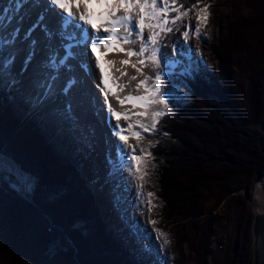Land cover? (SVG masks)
Segmentation results:
<instances>
[{
    "label": "trees",
    "instance_id": "16d2710c",
    "mask_svg": "<svg viewBox=\"0 0 264 264\" xmlns=\"http://www.w3.org/2000/svg\"><path fill=\"white\" fill-rule=\"evenodd\" d=\"M183 2L189 9L196 4V0ZM210 4L211 0H200L191 12L210 6L209 22L220 32L218 37L212 34L205 46L218 67H200L193 61L188 69L172 74L185 83L189 94L182 102L172 94L166 99L171 111L159 118L154 135L148 136L151 156L143 157L147 163L141 165L148 174L143 181L138 179L155 192L160 218L178 223L176 232L169 230V252L155 250L144 238V245L136 239L138 245L133 248L129 240L135 239V232H124L109 220L97 198L95 181L76 162L72 147L89 151V142L70 136L68 129L57 133L53 119L36 114L32 99L22 97L19 88L9 82L0 84V150L36 178L37 186L46 193L43 200L29 195L36 204L33 207L2 186L5 192L0 198L6 197L12 207L1 215L0 238L6 229L12 230L11 245L25 257L30 255L33 264H180L181 244L193 241L184 236L185 224H204L224 204L233 219L235 238L227 249L216 244L217 250L209 255L215 234L207 236L202 231L203 262L217 258L215 264L252 263L253 211L249 205L255 183L264 178V0H227L230 13L224 18ZM242 66L241 80L235 71ZM209 189L215 193L212 208L208 210L202 202L195 205ZM64 190L76 195V212H53L54 202ZM28 211L50 221H45L38 234L40 242L34 240V228L30 235L24 231L23 212ZM218 251L222 259L214 256ZM67 253H75V261Z\"/></svg>",
    "mask_w": 264,
    "mask_h": 264
},
{
    "label": "rangeland",
    "instance_id": "374dc122",
    "mask_svg": "<svg viewBox=\"0 0 264 264\" xmlns=\"http://www.w3.org/2000/svg\"><path fill=\"white\" fill-rule=\"evenodd\" d=\"M226 3L227 0H211L210 5L224 18L225 16L228 17L230 13V9L225 7ZM204 8L205 7H199L195 11L191 12L190 15L179 24V27L177 28L178 30L169 33L163 40V44L165 46L162 48V51L167 53L166 62L162 65V74L164 77L163 90L167 92V96L164 97L165 99H169L168 96L172 94L176 100L182 102V100L187 98L189 94V88L178 77H172V72L188 69V66H190L189 64L193 61H197V64L200 67L203 65L209 67L212 64L218 67L216 58L212 53H208L205 43L212 37V34H215V36L218 37L220 31L217 29V26L213 28L209 22L211 15L209 13L211 10L210 8L208 9L207 23H203L201 20L197 19V10ZM200 15L202 16L203 12H200ZM194 28H200L201 34L199 37L195 34ZM185 30L190 32V37L187 42L184 40L182 35ZM150 34V30L145 28L144 36L147 37ZM174 46L177 48L175 54H173ZM134 47H138V44ZM11 56H14V62L10 67L6 68L4 66V60ZM15 56V53H11L5 56L4 60L1 62L0 84H5L7 82L14 83V87H18L20 92L25 96L31 95L35 97L32 100L36 104V109L40 110L36 112V114H43L44 117L49 116L53 119L54 124H56L55 130L57 133L66 132L65 130L68 129L70 136L77 135L83 137L89 142L91 146V150L89 151H85L83 148L77 146L72 147L75 152L74 155L76 162L83 165L85 175L88 179L90 181H95V192L97 198L99 199V203L109 220L117 227L119 226V228H123L124 232L126 231L129 233L130 230L135 232V239L131 238L129 240V243L133 248H136L138 245V243H135L136 239H138L141 246L144 245V241H141V238H144L145 241L148 239L152 242L155 250L157 249L163 251L164 253L169 252L172 249V246L170 245L171 236L169 230H174L176 232L175 229L177 228L176 226L178 223L171 221L167 223L166 219L163 221L157 214L160 203L152 187L147 183L143 185L142 188L138 187L142 184L138 181V178H136L135 175L130 174L128 161L120 154L118 147H110V144H108V141L105 140V137L102 135V131H100L94 121H91V119L81 115L78 109L79 103L76 102L75 99H72L73 96H70L68 91L58 93L50 98V101L43 95L36 96L33 92L29 90L27 91L21 77L19 76L18 69L15 67ZM133 57L135 62L139 59L136 56ZM137 66L141 67L139 64H137ZM244 70L245 68L242 66L240 70L237 68L235 71V74L240 76L241 80L242 77H244ZM157 71L158 70L150 66V63L149 66L143 68L144 74L150 78L148 81L149 84L154 82V77L157 74ZM140 77H143L144 79L143 75H140ZM153 107L162 108V105ZM242 108L243 106L241 105L240 109ZM142 122L150 127L152 123L151 117L145 116ZM129 123H131V121H123L125 129L123 134L129 137L128 152L133 155L146 157L148 153L147 148L150 145L148 136H153L154 132L152 129L145 132L140 128L138 131L141 133L143 139L138 142L137 139L132 137L131 133L127 131ZM101 124L103 125V129L107 130L105 129V124L108 126V123L105 121L102 122L101 119ZM252 127H255V125ZM256 127H258V125H256ZM142 148L144 149L143 152L141 151ZM131 163V173H135L136 161H132ZM36 180L37 179L28 172L22 171L5 151L0 150V195H3V186V189L6 191L8 190L9 193L13 194L14 198L19 197V199H22L35 207V202L29 198L31 195H35V197L39 200H43V198L46 197V193L41 191V188L37 186ZM258 182L255 183L254 190L251 192L253 200L249 205L253 211V215L256 209L261 208L262 195L256 188ZM70 191L73 195L70 194L68 190H64L59 193L54 202L53 212H76L78 199L75 197L76 195L74 192L72 190ZM6 193L8 197H11V194H8V192ZM148 193H153V196L149 197ZM212 193L213 192H211L210 189L203 192V194L197 198L195 205H200L202 202L208 210L211 209V206H213L212 201L214 200L213 195H215V193ZM243 196L244 192L242 193V197ZM148 200H151V207L147 203ZM8 206H10V208L12 207L7 198H0L1 220V215H4V210L5 208H8ZM224 207L225 204L221 205L218 210L213 213L212 217H208L205 220L204 224L198 223L197 226L191 223H186L187 225L185 224V228H183L184 236L187 240L191 241V239H193V241L189 242V244H181L180 251L178 252L180 264H204L203 260L205 259L206 254L204 255L203 253L205 251L203 248L205 238L203 239L204 236L202 231H204L207 236L215 234V236H211L212 241L210 242H212L211 246L213 251L209 250V255H212L217 248L216 244H221L223 248H225L233 242V239L235 238L233 219L230 214L224 210ZM37 212L39 211L37 210ZM42 220L43 219L39 218L36 214L34 215L30 211L25 213L23 212V221L27 225L26 227L24 226V231L30 235V230L34 228L32 231L34 232V240L36 243L40 242L39 240L41 238L38 234L43 230L42 228L45 221L50 223L47 216H44V221ZM151 221H156V223L152 224ZM17 223L15 224L17 225ZM16 227L17 226H14V229H18ZM52 227L61 231L58 226L53 225ZM9 230L10 229H6L5 235L3 238H0V263L33 264L30 259V255L25 257L22 253L16 250V246L11 245L10 235L13 234V231ZM159 232L166 234L169 241L167 245L163 244L164 238L158 235ZM192 242L193 244L191 245ZM201 242L202 244H200ZM194 248L196 251H194ZM216 253L217 252H215L214 256L218 255L219 258L222 259L220 257V251H218L217 254ZM68 256L70 257L71 254ZM74 256L75 253H73L71 259L75 261ZM158 257H161L160 254ZM211 259H208L207 264H215L214 262L217 261V258H215V261ZM156 264H159L158 261H156Z\"/></svg>",
    "mask_w": 264,
    "mask_h": 264
},
{
    "label": "snow or ice",
    "instance_id": "6c2138e0",
    "mask_svg": "<svg viewBox=\"0 0 264 264\" xmlns=\"http://www.w3.org/2000/svg\"><path fill=\"white\" fill-rule=\"evenodd\" d=\"M25 2L26 0H16L15 11H19ZM199 2L200 0H196V4ZM32 3L36 7L41 6V0H32ZM196 4H193L192 9H189L185 7L183 0H44V5L47 7L48 12L54 14L57 18V28L55 30L50 29L44 23L45 15H39L38 19L24 34V39L30 41L24 64H29L36 55L39 41L32 38V33L37 28L43 32L45 41H51L58 36L62 42L64 51V55L57 60L56 54L50 50L47 60L43 63L45 67L56 69L57 66H64L68 59L74 58L76 55L72 49L81 45L84 46V56L89 60H91L89 46L92 53H97L103 49L106 52L119 51L124 52L128 57H138L139 59L136 63H131L129 60H122L121 63L125 65L131 63V67L135 68L137 73L144 76V79L138 82L137 87L143 86L145 94L127 95L123 99H118L121 105L128 102L133 107L144 109V111L134 113L133 115L137 117H151L152 123L150 127L139 119L136 120L135 124H128L127 131L139 142L143 137L139 131L134 130L135 128H141L145 132L150 129L154 130L159 122V118L171 111L169 102L164 98L167 96V92L163 90L164 77L162 65L166 62L167 58V53L162 51V48L165 46L163 40L169 33L178 30L176 26L185 17L190 15L191 11L195 9ZM171 5H175V7H171ZM81 6L83 8L82 11L80 10ZM208 7L210 6L205 5L204 9L197 10V19L203 23H207ZM73 8L76 10L74 11ZM57 9L61 11H57ZM5 11H9V9ZM173 12L176 13L175 16L170 15ZM200 12H203L202 16ZM94 20L97 23H93ZM145 28L151 32L147 37L144 36ZM19 31V29L14 30L10 38L0 37V48L14 44V41L19 36ZM194 32L198 37L201 34L200 28H194ZM182 35L187 42L190 32L185 30ZM63 41H68V43H63ZM137 44L138 47H134ZM124 45H130V47L125 48ZM46 47L50 49V45L46 44ZM176 51L177 48L174 46L173 54ZM13 62L14 56H11L4 60V66L6 68L10 67ZM94 63L99 68L100 75L102 76L98 86L99 84L103 85L100 88V92L104 95L103 104L107 106L109 117L117 120L113 134L121 142L118 146V151L128 161L130 174L135 175L136 178L143 181L148 173L141 165L146 164L147 161L144 160L143 156L133 155L128 152L129 137L122 134L125 129L119 123L121 119L130 120L131 117L127 112L116 111L108 100L109 92L113 91L112 84L115 83V78L111 74L114 62L105 60L101 63L100 57L97 56ZM149 63L151 67L158 70L154 77V82L151 84L148 83L150 78L143 72V68L149 66ZM104 64L109 65L108 71L105 70ZM137 64L141 67H137ZM122 75H127V73H122ZM185 75H191V73L186 72ZM136 79V76H131V80ZM110 80L112 83H110ZM115 87L119 91L123 90V86L121 85L117 84ZM50 88L51 85H49ZM159 105L163 107H153ZM141 151L143 152L144 149L142 148ZM147 155L151 156V153H147ZM132 161H136L135 173H131ZM138 187L142 188V185ZM148 196L152 197L153 193H148ZM147 203L150 207L152 206L151 200H148ZM151 223L155 224L156 221H151ZM158 235L164 238V245L169 243L165 233L159 232Z\"/></svg>",
    "mask_w": 264,
    "mask_h": 264
},
{
    "label": "bare ground",
    "instance_id": "6f19581e",
    "mask_svg": "<svg viewBox=\"0 0 264 264\" xmlns=\"http://www.w3.org/2000/svg\"><path fill=\"white\" fill-rule=\"evenodd\" d=\"M15 3L16 0H0V37L9 38L14 30H20L19 36L14 41V44L0 48V65L5 56L15 53V67L18 69L19 76L27 91L33 92L36 96L43 95L49 101L50 98L58 93L68 91L70 96H73L72 99H75L79 103L78 109L81 115L94 121L100 131H102V135L108 141L110 147L117 148L121 144L113 134L117 120L109 117L107 106L103 104L104 95L100 92V88L103 85L99 84L98 86L102 76L94 61L99 56L101 63L105 60L114 62L111 68V74L115 78V83L112 84L113 91L109 92L108 100L116 111L127 112L129 114L131 119L126 121H131L132 124H135L137 119L142 121L145 116L137 117L133 114L142 112L144 109L133 107L128 102L124 105L119 103V99H123L127 95L135 96L145 94L143 86L137 87L138 82L143 77H140L135 68L131 67V63H136L134 57H128L119 51L106 52L103 49L97 53H92L89 46V55L91 56V60H89L84 56V46L81 45L72 49L76 55L74 58L68 59L64 66H57L56 69L45 67L43 63L47 60L50 50L56 54L57 60L64 55V51L62 42L58 36L51 41H45L43 32L37 28L32 33V38L39 41L37 52L31 62L25 65L24 61L30 42L24 39L25 32L38 19L40 14L45 15L44 23L50 29L54 30L57 28V18L54 14L48 12L47 7L44 5V0H41L40 7L34 6L32 0H26L19 11H15ZM6 9H9V11H5ZM73 10L75 11L76 9L73 8ZM80 10H83L82 6ZM57 11L61 10L57 9ZM93 23L97 22L94 20ZM63 43H68V41H63ZM46 44L50 45V49L46 47ZM124 47L127 48L130 45H124ZM122 60H129L131 63L125 65L121 63ZM104 67L106 71L109 70V65L104 64ZM122 73H127V75H122ZM131 76H136L137 79L131 80ZM110 83H112L111 80ZM117 84L123 86L122 91L116 89L115 85ZM49 85H51L50 89ZM101 119L102 122L105 121L108 123V126L105 124V129L107 130L103 129ZM123 121L124 119L119 121L122 128H124ZM139 129L135 128L134 130L138 131Z\"/></svg>",
    "mask_w": 264,
    "mask_h": 264
},
{
    "label": "water",
    "instance_id": "95a60500",
    "mask_svg": "<svg viewBox=\"0 0 264 264\" xmlns=\"http://www.w3.org/2000/svg\"><path fill=\"white\" fill-rule=\"evenodd\" d=\"M257 190L262 195L261 208L256 209L252 223V263L264 264V178L256 185Z\"/></svg>",
    "mask_w": 264,
    "mask_h": 264
}]
</instances>
